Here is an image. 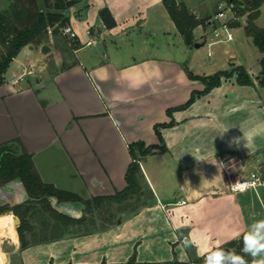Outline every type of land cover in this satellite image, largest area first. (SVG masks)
Returning a JSON list of instances; mask_svg holds the SVG:
<instances>
[{"label": "crops", "instance_id": "0c3cea01", "mask_svg": "<svg viewBox=\"0 0 264 264\" xmlns=\"http://www.w3.org/2000/svg\"><path fill=\"white\" fill-rule=\"evenodd\" d=\"M177 1L197 18L210 21L220 2L213 0L214 15L210 11L201 16L193 10L207 12L201 6L209 0H199L194 9L195 0ZM103 9L110 11L113 28L100 17ZM68 26L78 35L71 40L74 49L68 41L62 54L52 37L43 45L49 48L45 53L43 46L25 48L42 53L36 84L27 76L14 84L28 65L20 62L0 87V146L18 141L33 155L45 183L87 200L125 189L132 162L129 145L143 142L158 148L141 162L156 200L134 215L122 214L107 228L24 249L18 234L20 219L11 211L2 214L0 230L9 228L10 235L0 237V248L10 264H126L132 259L193 263L202 259L205 247L218 243L225 247L237 240L231 238L233 233H243L262 214L253 197L261 202L264 186L245 193L229 190L231 183L247 178L249 170L251 175L264 167L261 67L254 75L248 71L253 85H239L235 75L200 95L205 85L188 75L198 74L191 70L195 61L190 67L185 44L177 55H158L144 46L146 37L159 35L164 39L178 35L179 45L184 43L163 0H88L83 11L72 8ZM198 28L204 29L200 25L194 30L195 40L202 39L196 36ZM126 45H137L134 51L141 56L136 59L132 50L122 51ZM193 93L196 100L190 107L173 110L185 105ZM224 129L228 130L222 135ZM234 138H239L238 144L230 143ZM28 201L19 179L0 186V207ZM49 201L71 218L84 215L80 202L55 197ZM33 225L39 233L40 221L34 218ZM186 240L193 243L186 245Z\"/></svg>", "mask_w": 264, "mask_h": 264}, {"label": "trees", "instance_id": "16d2710c", "mask_svg": "<svg viewBox=\"0 0 264 264\" xmlns=\"http://www.w3.org/2000/svg\"><path fill=\"white\" fill-rule=\"evenodd\" d=\"M226 1L234 6L239 17L246 16L245 34L252 38L254 45L262 54L258 84L264 88V28L256 24L261 15L264 0ZM87 5L88 0H10L8 9L0 12V87L6 81V74L12 62L26 47L38 48L48 45L52 37L55 47L63 54L69 42L63 40L61 29L69 25L72 8L78 6L79 11H83ZM163 5L186 46L193 48L196 44L194 30L204 25V20L197 18L185 4L177 0H163ZM100 17L107 28H113L116 25L108 9H103ZM75 45L70 44V49H74ZM188 75L192 80L201 81L205 85L200 95H206L220 86L222 78H231L235 75L239 85L254 84L249 72L242 66L231 72H218L212 76H199L192 72H188ZM195 100L196 93H193L185 105L173 110L186 109ZM156 131L161 138L158 126ZM157 149V147H145L143 142L130 144L132 162L126 173L125 189L112 196L85 200L77 194L45 183L35 166L33 155L25 151L18 141L2 145L0 146V186L19 179L27 191L29 201L12 207L1 206L0 215L11 211L20 219L18 234L23 249L33 244L53 242L71 235L87 234L107 228L122 219L120 216L126 211H129L128 216L134 215L156 200L153 191L146 184L141 162L145 157L154 154ZM51 197L57 198L60 202L82 203L84 215L75 219L57 211L50 204ZM34 218L40 221L39 233L35 231ZM241 247V241L234 240L224 248L240 252ZM126 264H203V259L193 263H184L176 259L169 262L141 263L134 259Z\"/></svg>", "mask_w": 264, "mask_h": 264}, {"label": "rangeland", "instance_id": "374dc122", "mask_svg": "<svg viewBox=\"0 0 264 264\" xmlns=\"http://www.w3.org/2000/svg\"><path fill=\"white\" fill-rule=\"evenodd\" d=\"M195 4L192 5L193 7H197L201 2L199 0L194 1ZM213 0L207 3L201 8H208L209 10L207 12H201L199 8H193V11H197L199 15H205L208 12L214 15L213 10ZM10 4V0H0V12H4L8 9ZM205 10V9H204ZM203 10V11H204ZM204 20V29L198 28L196 30V36L199 40H195V42L203 43L205 39V35H208V39L212 38L211 32L216 27L214 24L211 23V19L205 18ZM230 20V15L227 16L226 19L221 20L220 22L227 23ZM210 21V22H209ZM239 24V25H238ZM256 24L259 27L264 28V5L261 8V15L258 18ZM245 25H246V16L239 17L237 14L236 20H233L230 23L232 33L234 36V40L229 43H218L214 45L213 47L209 48L207 44L202 45L200 48H196L195 46L193 48H189L190 50V60L189 65L191 61H195V65L191 67V70L200 76H212L218 72H231L233 69L242 66L247 71H250L252 75L256 72V70H259L260 60L262 58V54L257 49V47L254 45L252 38L248 37L245 34ZM160 36V35H159ZM159 36H148L146 37V45L145 47H150V51H156L158 55H166V52H173L174 55H177V52L179 51V48L181 46H184L185 43H181L179 45V37H175V35L171 36V39H164V37ZM176 38V39H175ZM72 44H75V42L67 39ZM151 41H156L155 43L151 44ZM167 41L169 43H167ZM182 42V41H181ZM184 42V40H183ZM154 46V47H152ZM186 46V44H185ZM226 46H230V49L227 50ZM187 47V46H186ZM137 49V45H126L122 51L124 52H130L131 50L133 53L131 54L134 58H139L141 56V53H137V51H134ZM188 49V47H187ZM126 54V53H125ZM42 56V53L38 51H30V49H23L21 53L16 57V60L12 62L7 74L6 78H10L12 74V69L16 70V66L18 63L22 62L24 65L28 63V66H36L41 62L40 58ZM15 67V68H14ZM39 72V69H37ZM45 77V75H42L41 78ZM27 79L30 80L33 84H36L37 79L34 75H28ZM143 161V160H142ZM153 163V161H150ZM251 170L248 171V174L245 177H250ZM264 196V195H263ZM261 199H263L261 202L259 201V198L254 195V201L257 205L256 209H258L262 214L261 216L258 215V218H264L262 217L264 215V198L260 196ZM129 211H126L125 215L128 216ZM120 215V213L118 214ZM2 223V221H1ZM0 223V224H1ZM10 235V229H5L4 231L0 230V237ZM136 255V254H134Z\"/></svg>", "mask_w": 264, "mask_h": 264}, {"label": "clouds", "instance_id": "9594fccd", "mask_svg": "<svg viewBox=\"0 0 264 264\" xmlns=\"http://www.w3.org/2000/svg\"><path fill=\"white\" fill-rule=\"evenodd\" d=\"M227 130L224 129L222 135ZM244 139H246L245 135ZM230 143L238 144L239 138H234ZM195 158L198 161L205 160L202 157ZM231 238L241 241L240 252L224 248L219 243L215 247H205L201 254L203 264H264V219L253 220L243 233L236 231ZM192 243L190 240L185 241L186 245ZM0 264H10L8 254L2 248H0Z\"/></svg>", "mask_w": 264, "mask_h": 264}, {"label": "built area", "instance_id": "2783aa9c", "mask_svg": "<svg viewBox=\"0 0 264 264\" xmlns=\"http://www.w3.org/2000/svg\"><path fill=\"white\" fill-rule=\"evenodd\" d=\"M230 15V20L227 23H221L220 21L226 19L227 16ZM237 12L234 10V6L230 4L226 0H220L217 13L215 17L212 19L211 23L214 24L216 27L211 32L212 38L208 39V35H205L204 44H207L209 48L213 47L218 43H229L234 40V36L232 33V29L230 23L233 20H236ZM51 33V31H49ZM62 34L69 38L70 40H76L78 35L70 26H66L61 29ZM87 35L91 36V30H87ZM93 43L92 40L89 41V45ZM42 66H26L24 67L23 73L19 76H16L14 80V84H18L22 82L26 76L28 75H35L37 69H41ZM260 186H264V175L261 173L259 169L255 172L251 173L250 177L248 178H240L235 182L229 185V190L233 193H245L249 190L256 189ZM186 200H181V204H186Z\"/></svg>", "mask_w": 264, "mask_h": 264}, {"label": "water", "instance_id": "95a60500", "mask_svg": "<svg viewBox=\"0 0 264 264\" xmlns=\"http://www.w3.org/2000/svg\"><path fill=\"white\" fill-rule=\"evenodd\" d=\"M246 2H249V0H246ZM202 45H204V43H196V44H195V47H196V48H200ZM46 50H49L48 46H43V47H42V52L45 53ZM260 171H261V173L264 175V167L261 168ZM227 249H229V248H227ZM132 260H134V259H132Z\"/></svg>", "mask_w": 264, "mask_h": 264}]
</instances>
